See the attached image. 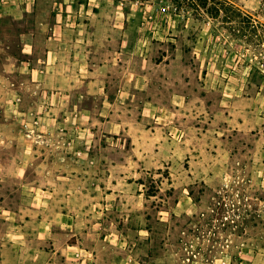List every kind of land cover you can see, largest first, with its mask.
Here are the masks:
<instances>
[{
    "label": "rangeland",
    "instance_id": "obj_1",
    "mask_svg": "<svg viewBox=\"0 0 264 264\" xmlns=\"http://www.w3.org/2000/svg\"><path fill=\"white\" fill-rule=\"evenodd\" d=\"M201 2L0 0V264H264V44Z\"/></svg>",
    "mask_w": 264,
    "mask_h": 264
},
{
    "label": "crops",
    "instance_id": "obj_2",
    "mask_svg": "<svg viewBox=\"0 0 264 264\" xmlns=\"http://www.w3.org/2000/svg\"><path fill=\"white\" fill-rule=\"evenodd\" d=\"M55 39H58V38L56 37ZM30 47H31V45H30ZM56 54H57V51L54 48L50 47L47 49L46 54L43 57L33 59L32 67L30 69V76L32 78H37V77L42 78L43 76H46L51 70H53L52 64L57 62ZM79 64H81V61L73 62V64H71V65H73V69H72V67L67 68L65 76H67V78H71L73 76L72 74H73L74 70H76V73H77L78 69H80ZM98 66H99V69L102 70V69H104L103 66H106V65L103 63V64H98ZM96 69H95V71H96ZM93 84L94 83L90 82L88 85L91 86ZM87 93H89V92H87ZM91 93L95 97H100L97 95L103 94V96H101L102 99H104V95H105L106 96L105 100H107V102L109 104H111V103L116 104L121 99L120 97H122V94L125 92H124V89H122V88L119 89L117 93L115 91L112 99H109L108 95L110 93H109V91H107L104 88H102V90L100 92L92 91ZM76 94H77V92H76ZM60 95H62L63 97L71 98L73 95V90L70 89V90H64V91H61V90L54 91L51 95L52 100H53V102H51V105L56 106V105H59L60 103H62L64 101ZM79 95H80L79 99L84 97L83 92L79 93ZM85 95H87V94H85ZM151 105H152V103L144 100L142 107H143V109H146L147 107H150ZM74 106L76 108L75 110L78 111L79 113L86 114L85 112L88 111L87 109H85L84 107L81 106L79 101H78V103H75ZM161 106H163V105H160V107ZM141 132L143 135L142 141L136 135H134V137H133V146H132L130 154H133L134 159L135 158H143V159L151 158L152 154L159 155L163 152L164 149L170 148L171 143L168 140V137H166V136L164 137L163 135H161L158 138V140L151 141L149 139V135L151 132L148 130V127L145 126L143 131H141ZM101 190L103 192L104 189L101 187ZM107 197H111V196L107 195Z\"/></svg>",
    "mask_w": 264,
    "mask_h": 264
},
{
    "label": "trees",
    "instance_id": "obj_3",
    "mask_svg": "<svg viewBox=\"0 0 264 264\" xmlns=\"http://www.w3.org/2000/svg\"><path fill=\"white\" fill-rule=\"evenodd\" d=\"M201 5L206 6L210 2L213 16L217 17L221 12L225 13V21L229 28L241 32L247 42L256 46L264 44V23L259 22L251 15L243 12L234 0H201Z\"/></svg>",
    "mask_w": 264,
    "mask_h": 264
}]
</instances>
